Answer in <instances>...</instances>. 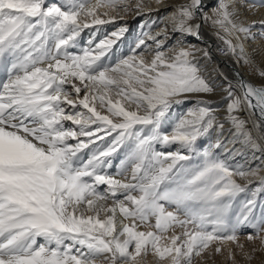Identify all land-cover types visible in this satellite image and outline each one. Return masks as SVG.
Returning a JSON list of instances; mask_svg holds the SVG:
<instances>
[{
	"label": "snow or ice",
	"instance_id": "6c2138e0",
	"mask_svg": "<svg viewBox=\"0 0 264 264\" xmlns=\"http://www.w3.org/2000/svg\"><path fill=\"white\" fill-rule=\"evenodd\" d=\"M262 7L177 3L120 56L126 26L79 38L128 13L127 0H0V264H203L228 243L238 264L264 252V163L234 160L264 153V19L245 14ZM204 26L262 83L214 79L208 48L184 39Z\"/></svg>",
	"mask_w": 264,
	"mask_h": 264
},
{
	"label": "bare ground",
	"instance_id": "6f19581e",
	"mask_svg": "<svg viewBox=\"0 0 264 264\" xmlns=\"http://www.w3.org/2000/svg\"><path fill=\"white\" fill-rule=\"evenodd\" d=\"M185 2H187V0H164V3L162 5H157L155 3V0H143L144 5L146 6V10L142 11L138 15L137 10L135 8L137 0H127V5L131 9L128 13H121L120 17H118L112 23L94 26L92 29H84L79 39L81 40L82 44H86L88 39L90 38L91 32L99 28L100 31L97 32V36L94 38L98 42L99 39H103L106 36L110 35L112 32L117 31L119 27L126 26L127 31L125 32L124 36L121 37V40L118 41L116 45H114V48L116 49V55H129L130 49L134 47L137 37L141 33L143 25H151V28L144 27L143 31L147 32L151 30L154 34L156 31L159 30V28L165 27V25L168 23L166 17L172 11V7L177 3ZM212 2L213 0H203V3L207 6L206 11H208L209 14H211ZM247 2L249 4H259L260 0H247ZM100 11L103 12L105 10L100 9ZM245 14L249 22L253 20L259 21L261 19H264V7L253 8L251 9V11H248ZM112 15L116 14L112 13ZM253 34L257 37V40H247L245 42L246 46L249 49L258 47L260 43V29L258 24L257 27L253 29ZM201 35L202 40H197L194 37H185L184 39L188 44L196 45L199 48H208V50L210 51V58L207 61H202V63L207 66L208 72L211 73L214 79L217 78L220 73H223L224 75H227L229 78H231L233 74L238 71L245 79L250 80L254 84L259 85L262 83V81L254 74L250 75L246 67L238 66L233 59L225 56L223 53H219V42L214 38L211 33V29L208 26H204L201 29ZM171 42L174 44L175 40L173 39ZM149 43H151V41H149ZM110 55L112 54L110 53ZM114 58L115 56H113V59ZM256 59L259 62L260 58L256 57ZM262 67H264V65H262ZM213 99L216 100L218 98L213 97ZM192 103H194V101L187 103L185 110L191 107ZM181 110L182 107L175 109L177 114L184 112ZM225 136H227V127L225 130ZM214 139L215 134H213V140ZM232 147L233 146L229 144L225 151L230 150ZM235 147L239 149L240 145L237 144L235 145ZM84 151H87V149H85ZM122 154H124L123 151L119 152L118 154H114V156L121 155V157H123ZM221 155H223V153H221ZM114 156L112 157V160L114 159ZM255 157L257 158L254 159L252 153L247 152L243 156H235L234 160L242 164L247 161L253 166L264 163V159H262L264 158V153L256 152ZM261 174L264 175V173ZM241 183L243 182L241 181Z\"/></svg>",
	"mask_w": 264,
	"mask_h": 264
},
{
	"label": "rangeland",
	"instance_id": "374dc122",
	"mask_svg": "<svg viewBox=\"0 0 264 264\" xmlns=\"http://www.w3.org/2000/svg\"><path fill=\"white\" fill-rule=\"evenodd\" d=\"M50 2H51V0H50ZM218 50H219V53H222L220 51V49H218ZM180 107H182L181 111H185L186 104L177 106L176 109L180 108ZM173 147H175V146H173ZM122 156L123 157H121V155L120 156L119 155L114 156L112 167L108 169L110 172L114 173L116 171V168L119 166L120 161L124 158V154H122ZM177 231H179V229H177ZM243 231L247 232V231H251V230L250 229H244ZM238 242L241 243V244H244L246 250H248V251H251L253 246H255L257 248L259 247V242L258 241L255 242V245H253L252 243L247 241L246 237L243 236V235L240 236ZM215 246L216 245H213V248ZM221 247H223L225 250L219 255H216V254L213 253V255L211 257H209L208 253L206 252L204 254L203 264H231V261H229L227 259V249L229 247H231V248H233L235 250V246L232 245L231 243H228V244L222 245ZM147 259L149 261V264H151V261H152L153 258L151 256H149ZM236 260L238 261V264H262V261H264V252H256L255 253V258L252 261H250V262L245 260V259H243V257L240 256V255H237ZM196 264H201V261H200L199 258H197Z\"/></svg>",
	"mask_w": 264,
	"mask_h": 264
}]
</instances>
